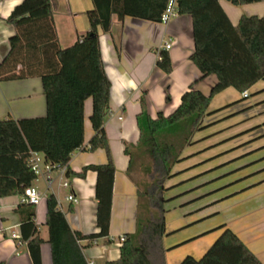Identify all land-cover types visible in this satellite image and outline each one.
<instances>
[{
  "label": "crops",
  "instance_id": "obj_1",
  "mask_svg": "<svg viewBox=\"0 0 264 264\" xmlns=\"http://www.w3.org/2000/svg\"><path fill=\"white\" fill-rule=\"evenodd\" d=\"M20 1L0 0V60L7 53L9 37L14 33L7 16ZM218 2L232 24L241 15H264V0L242 4ZM51 4L61 46L72 44L89 29L85 11L93 6L92 0H51ZM168 39L172 40L171 46L163 48V42ZM99 43L111 81L110 111L104 128L115 172L109 241L104 238L80 241L87 263L118 259L122 238L136 227L137 187L127 175L129 156L124 151V142L136 143L139 138L140 97L144 96L147 113L155 117L158 111L164 114L173 111L189 85L206 94L216 81L213 73L200 77V71L188 58L193 49L188 14L177 13L166 23L128 15L119 20L112 14L110 30H99ZM162 49L167 50L170 57L169 73L156 63ZM167 94L169 100H166ZM84 109V145L75 149L68 161L74 172H80L84 165L106 161L103 148H87L93 134L89 120L90 97L85 100ZM45 112L40 77L0 80V118L40 116ZM49 174L50 185L45 175H42L43 181L37 177L31 183L42 194L40 201L33 204L38 235L42 239V264H52L45 224L49 192L55 194L71 229L83 235L98 230L96 172L88 169L83 175L67 176L69 186L58 184L61 175L58 169ZM210 181H214V185ZM165 187L166 209L172 207L178 221L177 225L166 228L163 237L166 264H178L186 255L199 258L220 233L221 228H216L219 224L234 231L264 264V77L242 91L226 86L212 95L200 126L172 165ZM211 191L215 193L210 194ZM69 192L76 195L75 202L65 198ZM193 199L196 200L191 201ZM213 201L216 204L210 205ZM22 202V193L0 196V264H31L27 244L20 238L24 209L18 206ZM183 203L186 204L182 206ZM213 211H219L218 215L207 217ZM187 213H191L188 219L182 215ZM211 222L213 226L209 225Z\"/></svg>",
  "mask_w": 264,
  "mask_h": 264
},
{
  "label": "trees",
  "instance_id": "obj_2",
  "mask_svg": "<svg viewBox=\"0 0 264 264\" xmlns=\"http://www.w3.org/2000/svg\"><path fill=\"white\" fill-rule=\"evenodd\" d=\"M242 4L259 0H227ZM168 0H92L85 11L89 29L72 44L61 46L53 17L51 0H21L7 16L14 26L9 49L0 60V80L38 76L46 101L44 115L0 118V196L23 193L39 175L31 168L30 152L38 151L53 169L65 167V174L96 172V233L83 235L69 226L54 193L46 195L45 224L51 247L52 264H88L80 241L104 238L109 241V220L115 165L104 120L110 111L111 81L105 71L99 43V30L108 32L111 16L119 20L134 16L161 21ZM177 13L190 15L193 49L188 58L200 77L213 73L215 83L208 93L188 86L177 106L168 114L158 111L151 117L140 97L137 116L139 138L124 142L129 156L127 175L137 187L136 227L125 234L116 260L93 264H166L163 236L166 234L163 195L165 181L174 162L190 141L207 110L212 95L226 86L242 91L264 77V15H241L232 24L218 0H176ZM156 63L171 71L167 50L159 51ZM90 97L89 120L93 134L87 148H103L106 161L84 165L74 172L68 161L72 152L84 145L85 100ZM169 94L166 100H169ZM148 179H138V169ZM21 240L26 242L31 264H42L35 222V208L23 201ZM220 233L197 259L186 255L178 264H262L229 227L219 224ZM90 243V242H88Z\"/></svg>",
  "mask_w": 264,
  "mask_h": 264
},
{
  "label": "built area",
  "instance_id": "obj_3",
  "mask_svg": "<svg viewBox=\"0 0 264 264\" xmlns=\"http://www.w3.org/2000/svg\"><path fill=\"white\" fill-rule=\"evenodd\" d=\"M176 14H177L176 0H168L166 7L161 14V21L166 23ZM171 44H172V40L168 39V40H165L162 45H163V48L167 49L171 46ZM158 58H160L159 55H158ZM243 94H246V92L243 91ZM28 161H29L31 168L34 170L35 173H37L38 175L42 174L46 176L48 183L50 185L52 183V178L49 173L53 170L54 164L51 162L45 161L43 158V155L38 151L30 152ZM57 169L60 171V174H61L58 179V184L63 185V186H69L68 177L65 174V167L63 166ZM22 194H23V201H26L32 204H37L42 197L41 192L37 189L36 186L32 184L27 185L24 188V191ZM65 198L73 202L77 200V197L73 192H69L65 196ZM88 264H93V263H88Z\"/></svg>",
  "mask_w": 264,
  "mask_h": 264
},
{
  "label": "rangeland",
  "instance_id": "obj_4",
  "mask_svg": "<svg viewBox=\"0 0 264 264\" xmlns=\"http://www.w3.org/2000/svg\"><path fill=\"white\" fill-rule=\"evenodd\" d=\"M134 174H135V176L138 178V179H140V180H147L148 179V176L146 175V174H144V173H142V171L141 170H139V168L138 169H135V171H134ZM39 178H40V180L41 181H43V177H42V174H40L39 176H38ZM213 183L214 181H210L209 183ZM211 185H214V183L213 184H211ZM61 191H63L64 189L63 188H61L60 189ZM217 192V191H216ZM213 193H215L214 191H211L210 192V194H213ZM163 195L165 196V190H164V192H163ZM218 195L219 194H217V196L216 197H218ZM216 197H214V198H216ZM197 199V198H196ZM196 199H193V200H191V201H195ZM199 199V198H198ZM212 199V198H211ZM191 201H188V202H191ZM217 201V200H216ZM216 201H213V202H211L210 203V205H214V204H216ZM186 203H183L182 204V206H184ZM164 206H165V204H164ZM167 206H165V208H166ZM213 209H215V208H213ZM211 210V209H210ZM217 210V209H216ZM181 213V212H180ZM191 213H193V211L191 212ZM191 213H187V214H182V215H184V217H187L189 214H191ZM218 213H219V211H213V212H211L210 213V216L208 215L207 217H211V216H217L218 215ZM171 216V217H170ZM176 216H177V214H176V212H175V210H173V208L171 207V208H167L166 209V211H165V226H166V228L167 227H170L171 226V224L173 225H177L178 224V221H177V218H176ZM170 217V218H169ZM205 218V217H204ZM187 219H188V217H187ZM168 221V223H167V221ZM185 220V219H184ZM181 222H183V220L181 221ZM213 222H215V220H213ZM212 224V222L209 224V225H211ZM214 224V223H213ZM211 226H213V225H211ZM210 226V227H211ZM172 233L173 234H175L176 233V231H172ZM171 233V234H172ZM165 236V235H164ZM163 236V237H164ZM164 245V244H163Z\"/></svg>",
  "mask_w": 264,
  "mask_h": 264
}]
</instances>
